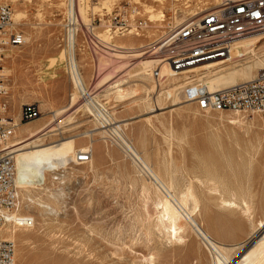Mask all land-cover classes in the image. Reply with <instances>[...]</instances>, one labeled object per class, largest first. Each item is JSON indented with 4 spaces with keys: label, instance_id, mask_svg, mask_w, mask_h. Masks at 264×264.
<instances>
[{
    "label": "rangeland",
    "instance_id": "374dc122",
    "mask_svg": "<svg viewBox=\"0 0 264 264\" xmlns=\"http://www.w3.org/2000/svg\"><path fill=\"white\" fill-rule=\"evenodd\" d=\"M79 1L0 0V6L10 7L12 22L17 19L19 23L14 29L25 40L23 46L5 50L2 59L11 116L16 111L19 113L21 107L32 108L36 117L20 123L22 126L47 131L57 129L58 123L61 125L48 135L39 133L36 138L42 144L75 139L76 150L90 149L87 153L93 156L92 166H79L70 161L48 178L47 195H53L51 210L27 208L24 194L17 189L22 215H27L22 225L31 219L33 224L25 226V237L13 243L14 263L216 264L215 254L210 253L184 221H181L185 227L182 242L168 244L156 227L160 217L159 207L155 206L156 191L125 154V145L114 135L101 134L105 131L101 130L102 121L88 117L70 78L67 62L68 30L73 28L74 66L84 89L91 91L97 108L111 123L119 124L117 131L123 140L166 183L170 178L178 184L174 192L184 194L189 186L194 185L193 190L197 188L194 193L202 205L193 219L205 230L208 228L214 240L227 249L230 264L238 263L255 241L264 236V114L207 115L192 104L172 105L175 98H180L181 103L184 101L179 87L190 75H193L190 79L198 80V76L228 71L247 63L250 55L231 63H215L206 69L197 66L198 74L191 69L164 77L162 64L156 70L161 81L151 76L134 77L147 69L131 58L113 56L112 50L100 48L94 52L86 40L87 29L98 41L112 47L128 48L131 41L138 51H144L159 46L175 28V19L188 20L191 13L215 7L221 0L217 3L215 0ZM71 7L75 19L72 27ZM164 15L162 22L159 17ZM151 17L152 22L148 20ZM240 50L239 42L232 47L231 58H236ZM254 53L256 57L264 56V41ZM131 91L135 94L120 98ZM113 106L116 107L107 111ZM54 112L59 116L54 118ZM149 116L147 123L145 118ZM233 120H239L242 125H232ZM27 138L23 135L24 140ZM33 140H26L24 144ZM205 178L213 179L206 184L207 188L205 182L200 183ZM219 185L227 191L218 188ZM143 186L149 188L148 193L143 191ZM29 191L30 195L36 193L35 189ZM222 198L245 200L250 205L249 212L224 208L219 205ZM261 222L263 228L256 231Z\"/></svg>",
    "mask_w": 264,
    "mask_h": 264
},
{
    "label": "bare ground",
    "instance_id": "6f19581e",
    "mask_svg": "<svg viewBox=\"0 0 264 264\" xmlns=\"http://www.w3.org/2000/svg\"><path fill=\"white\" fill-rule=\"evenodd\" d=\"M215 1L217 3L218 0H215ZM221 1H223V0H221ZM72 9L73 8L71 7L70 15L72 17H74ZM197 15H198L197 13H191L188 20H179L178 21L175 19V28L173 30H171L170 32L176 31L183 24H186L187 22L192 20ZM152 17H156V16L154 15ZM152 17L149 18L148 20L151 21ZM16 18H17V15H16ZM159 18H161L162 20H160V21L163 22V19L165 20L166 17L164 15V16L159 17ZM13 25H19L17 19L14 21ZM69 33H70V37L68 39V44L71 47V51L68 50L66 55L68 57V60H67L68 66H70V70H71L70 78L73 82L75 90H77V92L80 95L79 98L81 100H83V102H84L83 106L85 107V110L88 114V117L89 118H95L98 121L99 120L102 121L101 130H104L102 128L107 127L105 131L101 132V134L107 135V133H111V136L114 135V137H117L125 145V147H124V148H126L125 154H127V156L130 157L133 162H139L142 166H144L146 171L149 172V174L151 175L153 181L148 180V179H147V181L150 182L148 184L151 185V187H153L154 190L156 191L154 193L155 194L154 197H156V200H157L155 206L159 207V213H157V214H160L158 224L156 226L157 230L161 231L162 235L164 234L163 236H165V238L167 239L168 244L174 245V244H177L179 242H182L183 238L185 237V236L182 237V234L185 231V227L181 224V221H184L189 226L191 232H193L202 241L203 245L210 251V253L213 252L215 254L216 264H230L231 261L229 259L230 257H228V255H227V249L222 245V243L220 244L217 242V240H214L213 236H211L210 233L207 231L208 228H206L204 226L206 228V230H205L202 227V225H199L194 220L195 218L193 219V217L195 215L197 216V214L200 213L199 211H200V207L202 205V203L200 204L201 201L197 197L198 195H196L197 193H194V191H196L197 188H196V190H193L192 187H194V185L191 187L189 186L184 194L180 193L181 195L179 194V192H178V194L176 192H174L175 188H176V186H175L176 183L174 184L173 179L169 178V180H170L169 183H166L164 181V179H162V177H160L161 175L159 176L158 173H156L148 165L147 161L145 159H142L139 156V154L136 152V150L134 148H132L129 144H127L123 140L122 136L117 131L119 129V124L117 126V125H115L117 123H111L110 120L108 119V117H106L107 115L103 114L104 112L97 108V105L94 101V98L92 97L91 91H86L84 89V84L82 82V79L80 78L79 73H77V70L75 69L73 55H72L73 54V51H72L73 50V44L75 42L74 35H73L74 30L70 31ZM128 33H129L128 35L132 34L131 32H128ZM93 37L97 38V40H98V37H96L94 35H93ZM262 41H264V36H257V37L248 38V39L240 41L241 50H240V53L236 54V58H238V57L244 58L247 55H250V58H248L247 63H245L242 66L230 69L228 71H217L216 73H213V74L198 76L199 77L198 81L203 82L209 91H215V90L224 89V88L236 85L240 82H250V81L254 80L256 75L259 72L264 71V56L256 57V54L254 53L255 48ZM101 42L106 43L102 40H101ZM24 43H25V40H24ZM238 43H236L234 46H236ZM128 46H129L128 48H125V47H119L118 48V47L113 46L115 48V50L111 51L112 55L118 57L119 59L131 58L133 61L137 62L136 63L137 65H140V66L144 67V69H147L142 73H139L137 75L135 74L134 77H137L140 75L150 76L152 74L150 72L152 70V68L159 65V63H160L158 61V58H159L158 55H159L160 48H158V46L157 47L153 46L151 48H148L150 50L146 49L144 51H138L139 49L135 46V43H133L131 41L128 43ZM135 50H137V51H135ZM65 52H66V49H65ZM62 55H63L62 61H64L65 56H64V54H62ZM9 57L13 58V56H11V54L9 55ZM214 64H205V65H199V66H203L206 69V68H210V67L214 66ZM196 67L192 68L194 71L193 72L194 74H198V71L195 69ZM172 75H173L172 70L170 71V68L164 64V77L172 76ZM181 88L182 87H179V90H181ZM133 94H135L134 91L127 92L125 94V96H121L120 98H122V99L127 98L128 96L133 95ZM74 100H75V96L73 95V98L71 99V101L74 102ZM179 100H180V98L179 99L175 98L172 106H176L178 104H183V103L185 104L186 103L185 101H183L181 103V102H179ZM156 102L158 103V101H156ZM115 107L116 106H113V107L109 108L107 111H111ZM20 110H21V108H20ZM158 110H160V109H158ZM156 111H150V112H151V114H153ZM11 114L12 113L10 111V116H11ZM57 116H59V115L55 114V112H54L53 117L56 118ZM151 117H152V115H151ZM151 117L149 116V117L145 118V120H147V123L150 122L149 119ZM19 118H20V111H19V113H15L14 116L12 117L14 122L17 124V127H16L15 132H14V136H13V139L11 142L13 144L14 149H16V151H15L16 154L14 157V174H15L14 175V184H15L16 189H19L24 194V197H25L24 201H26L27 208H29L30 206H34L39 211L46 212V210H48V209L51 210L50 199H52V196H53L52 193L49 194V196L47 195L49 193V190L47 188L48 186L46 185L48 178L50 176H54V173L56 172L57 169L65 168L66 166H68L67 164L70 161L76 164L75 160H76V155L78 153H80V152L86 153V152H89L91 150L86 149L84 147L79 149V150H76L75 149L76 148L75 139H69V140L62 139V140H59L57 142H54V143H51L48 145H44V144H42V141L40 139L36 138L38 136V134L45 132V133H43V135L45 136V135H48L49 133L55 132V131L59 130V128L61 126L60 123H58L56 125L57 129L51 128L50 130L45 131V130L36 129L34 126H32V127L31 126L29 127L27 125L22 126L19 123ZM230 123L234 126L240 125L239 120H233ZM124 125L126 126V124H124ZM116 126H117V128H116ZM262 127L264 128V125ZM123 128H124V126H123ZM16 130H17V132H16ZM120 130H119V132H121ZM96 131H98V130H96ZM23 135H27L28 138L24 140ZM31 139L32 140L35 139V140H33L30 144H24L26 142V140H31ZM115 139H114V141L116 142ZM88 148H90V147H88ZM92 161H93V156L91 155V160L88 163L90 166H92V163H93ZM202 167H204V166H202ZM212 169H213V167H212ZM138 171H139V169H138ZM172 171H174V170H172ZM203 171L204 170H202L201 172H203ZM139 173H140V171H139ZM210 178H205V180H203V181H201L202 180L201 179L200 183L203 184L205 182L204 184L206 187V184L213 180ZM174 179L176 180V178H174ZM49 180H50V178H49ZM212 183H214V181ZM220 183H222V182H220ZM145 184L147 185V183H145ZM176 185H178V184H176ZM211 186H213V189H214L215 184H212ZM215 188H216V186H215ZM218 188H221L224 192L227 191V189L224 186L219 185ZM33 189L36 190L35 191L36 193L34 195H30L31 191H29V190H33ZM148 190H149V188H147L146 186H143L144 192L148 193ZM177 190H178V188H177ZM201 190H200V192H202ZM206 190H205V193H206ZM217 190L219 191L220 189H217ZM153 191H152V193H153ZM208 191H210V189ZM213 191H215V190H213ZM219 192H221V191H219ZM209 195H211L210 198L213 197L212 196L213 194L210 193ZM209 195H208V197H209ZM22 197H23V195H22ZM220 202H219L220 203L219 205L223 206L224 208H227L230 210L234 209V208L235 209L240 208L241 211H243V213H245V214H247L249 212V206L250 205H248L245 202V200H243V199H238V200L230 199L229 200V198H228L226 200V199L222 198V199H220ZM19 206H20V203L18 202L17 208L13 209V211H9V212L2 211L1 212L2 215L4 216V218L6 219V223L1 224V226H0V239L1 240L10 241L12 243H15V242L21 241V239L25 237V235H24L25 231L23 229L25 226L23 227L22 224H23L24 220L27 218V215H25V216L22 215L23 213L21 212V210H23V208H21ZM223 207H220V208L223 209ZM28 212L29 211H27V213ZM259 228L260 229L263 228V222H261L260 225L256 228V231ZM253 229H254V227H253ZM184 235H185V233H184ZM235 248H239V246H236ZM159 252H161V251H159ZM229 253H231V252H229ZM234 255H236V254H234ZM231 258H232V256H231ZM236 264H264V236L262 238L256 240L254 245H253V248L251 250H249V252L244 254L242 256L241 260Z\"/></svg>",
    "mask_w": 264,
    "mask_h": 264
},
{
    "label": "built area",
    "instance_id": "2783aa9c",
    "mask_svg": "<svg viewBox=\"0 0 264 264\" xmlns=\"http://www.w3.org/2000/svg\"><path fill=\"white\" fill-rule=\"evenodd\" d=\"M197 14L176 31L169 32L160 42L158 46L160 63L150 75L154 80L162 81L160 73L156 71L162 64H166L173 74H180L199 65L234 62L242 58H231L232 47L236 43L248 38L264 36V0H223L219 5ZM74 22V17L70 15L71 27L74 26ZM72 30H74L73 35L75 34L74 28L69 29L68 39ZM86 32L88 35L86 40L90 43L92 51L98 52L100 48L106 51L114 49L96 40L97 38H94L89 30L86 29ZM24 44L23 35L14 29L10 7L0 6V226L6 223L1 212L16 209L19 197L14 184L16 149L11 143L17 124L10 116L9 91L2 59L5 50L9 47L17 48ZM68 50L71 51L70 45ZM189 77L181 86L182 98L187 104L195 105L203 114L223 112L264 114V71L259 72L250 82H240L215 91H209L203 82ZM157 87H159L158 83ZM35 117L34 109L21 107L19 123L30 121ZM106 128L102 129L106 130ZM90 160L91 154L80 152L76 155L75 162L83 166ZM130 160L132 161L131 158ZM133 163L143 177L153 181L144 166L139 162ZM32 224V219L24 223L27 227ZM13 263L14 244L0 239V264Z\"/></svg>",
    "mask_w": 264,
    "mask_h": 264
},
{
    "label": "crops",
    "instance_id": "0c3cea01",
    "mask_svg": "<svg viewBox=\"0 0 264 264\" xmlns=\"http://www.w3.org/2000/svg\"><path fill=\"white\" fill-rule=\"evenodd\" d=\"M16 113H17V111H16Z\"/></svg>",
    "mask_w": 264,
    "mask_h": 264
}]
</instances>
